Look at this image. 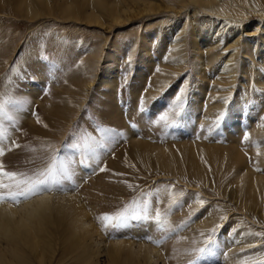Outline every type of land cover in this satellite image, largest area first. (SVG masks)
Returning a JSON list of instances; mask_svg holds the SVG:
<instances>
[{
	"label": "rangeland",
	"instance_id": "374dc122",
	"mask_svg": "<svg viewBox=\"0 0 264 264\" xmlns=\"http://www.w3.org/2000/svg\"><path fill=\"white\" fill-rule=\"evenodd\" d=\"M25 1L37 11H26L17 0L0 1V103L18 101L15 110L5 109L11 119L0 116L3 170L32 173L46 167L54 155L71 158L73 181L65 182L63 190L45 193L75 195L105 241L149 246L157 252L159 264L264 261V190L258 202L246 203L234 190L237 173L224 174L223 169L215 173L219 187L210 186L184 173L141 168L128 152L136 142L165 148L182 144L232 148L241 155L239 172L264 177V83L257 84L255 74L242 71L250 63L264 76L257 63L263 59L264 11L254 7H264V0H235L237 9L225 14L175 0L185 7L159 8L135 17L131 9L130 21L116 25L96 2L105 7L121 2L120 7L139 9L162 0ZM66 8L81 15L69 17L63 13ZM88 13L97 21L85 20ZM193 24L200 33L210 32L216 42L209 45L194 38ZM246 41L255 47L250 46L253 54L246 53ZM231 65L235 69L228 76ZM165 114L167 120L160 121ZM98 127L123 135L95 156L82 144L73 149L82 134L92 133L99 140ZM82 154L87 155L84 164ZM201 159L208 170L215 167L206 151ZM24 200L4 203L16 206ZM145 201L147 215L102 230L98 217L133 203L143 208ZM209 238L210 249L198 259L196 250ZM12 248L0 245L6 258ZM55 248L42 264H80L78 251L68 253L67 244ZM120 252L117 264H124L125 257L134 259ZM27 253L31 262L40 264ZM108 254L91 255L96 264H110ZM89 258L84 264L92 263L86 262Z\"/></svg>",
	"mask_w": 264,
	"mask_h": 264
},
{
	"label": "bare ground",
	"instance_id": "6f19581e",
	"mask_svg": "<svg viewBox=\"0 0 264 264\" xmlns=\"http://www.w3.org/2000/svg\"><path fill=\"white\" fill-rule=\"evenodd\" d=\"M0 1L2 2L4 0ZM17 1L21 8L29 12L33 11V7L30 3H26L25 0ZM181 1L189 4H195L203 10H210L217 13L224 11V14L226 12L228 13L230 8L237 9L235 4L238 5L235 0ZM120 3L121 2H117L111 6L105 7V5H102V2H96L95 6L98 7L101 12H103L105 8V12L109 13V18L112 19V22L115 25L120 24L121 22L124 23L125 21L128 22L131 17V15H129V13H131V9H133L132 13H134L131 14L135 17L142 14V12H153L155 10L160 11L159 8L164 9V11L170 9L179 11L185 7L184 5H178L175 0H162V2L157 5H152L148 2L144 3L141 7H139V9L135 8L137 6L126 4L120 7ZM43 7L47 8L46 5H43ZM87 7L92 8V4L88 3ZM254 7L256 8V12L260 13L264 11V7L261 4ZM79 8L80 7L77 6V9ZM35 11L37 10L34 9L33 12ZM47 12L50 13L49 11ZM63 13L73 18L81 15V12L77 11L75 8H66L63 10ZM88 14L90 15H84L85 20L90 23L97 21V18L93 13ZM221 27L222 25L219 24V29H222ZM229 34H231L230 30ZM192 36L197 39L202 38L203 40H206L209 45L216 42L215 40H212V34L210 32L206 34L203 32L200 33V28L194 24L192 27ZM261 37L264 44V34H262ZM250 44L251 43L249 41H246V44L243 45L245 46L246 53L253 54L254 52H251L252 48H250ZM251 47L255 48L253 45ZM262 58L264 59V51ZM263 59L262 61L257 60V63L258 65L261 64L264 68ZM226 65L227 63L225 66ZM234 69V65L228 67V72L230 73L228 76L233 75ZM257 70L258 69L254 70L252 64L247 63L243 65L242 71L243 74H247L249 72L252 76L255 74V82L257 84H262L264 83V76L259 74L260 70ZM204 151L208 153V159L212 161L211 163L215 164V167L210 170H208L205 162L201 159V153ZM128 152L129 158L135 162L137 161L141 168L155 166L165 171L170 170V174L174 175L184 173L210 186L219 187V181L215 179V173H219L223 171V169L226 170L224 174L237 173L240 175V178L234 181V190L238 196L246 199V203L258 202V196L261 191L264 190V177H255L253 176V173H250L247 170L239 172L241 168L239 169L238 167L242 164L241 155L232 148L220 149V147H206L205 145L194 148L192 144H182L176 147L165 148L149 146L143 142H136L130 147ZM3 243L12 245L14 248L8 251L6 255L7 258L0 250V264L36 263L32 258L30 259H32L33 262L29 260L27 252L33 254L34 257L37 258L38 262L42 264L46 260L45 256H49L54 253L56 245H62L63 248L65 244H67L68 253H72L74 250L79 252L76 255V260L79 259L80 264H84V258L88 256H91V258L86 260V262L90 261L92 262L91 264H96L94 256L91 254L94 253V255H96L102 251L109 253L108 256L110 264H117L120 258V253H123L120 251H125L127 252V255L134 257V259L125 257L123 262L124 264H159L157 252L149 246H135L130 242H123L121 240L112 242L105 241L92 225L81 200L73 194L51 195L49 193H43L39 196H34L30 199L24 200L16 206L10 203L0 204V245Z\"/></svg>",
	"mask_w": 264,
	"mask_h": 264
},
{
	"label": "snow or ice",
	"instance_id": "6c2138e0",
	"mask_svg": "<svg viewBox=\"0 0 264 264\" xmlns=\"http://www.w3.org/2000/svg\"><path fill=\"white\" fill-rule=\"evenodd\" d=\"M179 96L176 98L179 102ZM18 101L9 99L0 103V116L11 119V116L5 110L6 107H11L15 110ZM143 99L141 100V105ZM141 111L143 108L141 107ZM178 114V113H177ZM160 121H166L167 115H160ZM97 132L101 134L100 139L97 140L92 133L82 134L80 141L72 145L73 149H78L80 144L93 156L96 155L98 149H103L106 143H113L118 136L123 133L117 132L110 127H98ZM248 137L245 136V139ZM87 159L86 154H82L81 164ZM74 161L71 158H65L60 154L51 157L46 167L34 171L32 173L26 172H8L3 170L0 165V203L13 202L19 203L21 199H29L32 196L40 195L45 192L63 190L65 182L71 183L75 176ZM104 169H101L103 171ZM149 211L148 202L145 201L143 208L138 207L135 203L124 207L122 210L117 211L115 214H104L98 217L102 223V230H106L109 226H121L129 219L135 220L140 214L147 215ZM156 217L159 219L160 212H156ZM151 241V238H147ZM162 241H157V245ZM212 240L209 238L206 241L205 247L196 250L197 257L202 258L203 255L210 249ZM190 264H197V261H190ZM264 264V261L258 262Z\"/></svg>",
	"mask_w": 264,
	"mask_h": 264
}]
</instances>
